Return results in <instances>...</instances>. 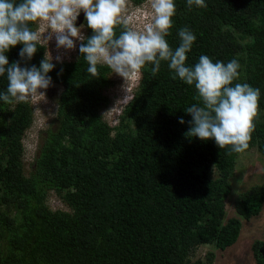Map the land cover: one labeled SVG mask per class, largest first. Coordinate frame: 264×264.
Segmentation results:
<instances>
[{
  "label": "trees",
  "instance_id": "trees-1",
  "mask_svg": "<svg viewBox=\"0 0 264 264\" xmlns=\"http://www.w3.org/2000/svg\"><path fill=\"white\" fill-rule=\"evenodd\" d=\"M174 4L166 37L170 47H178L182 27L196 36L186 65L201 55L213 62L240 60L244 68L233 83L260 90L246 150L256 147L264 159V0H205L206 7L191 11L186 0ZM84 27L85 37L91 36L85 20ZM123 28L116 27L117 35ZM79 43L73 60L54 63L48 73L62 89L54 127L41 138L31 175L23 174L20 160L31 108L27 101L0 100V264H203L189 259L195 246L213 243L223 249L238 235V221L221 225L220 220L239 153L187 134L191 116L184 111L199 103L196 90L173 80L164 61L154 77L151 64L140 70L121 115L135 119L133 129L123 130L124 124L111 135L99 114L110 68L98 65L92 77ZM21 47L6 53L10 64L20 60ZM37 47L25 66L39 67L43 46ZM7 83L0 77V92ZM48 190L57 195L66 190L61 199L69 209H48ZM263 200L264 182L246 193L236 210L248 218ZM252 250L255 263L264 264V242L256 240Z\"/></svg>",
  "mask_w": 264,
  "mask_h": 264
},
{
  "label": "clouds",
  "instance_id": "clouds-1",
  "mask_svg": "<svg viewBox=\"0 0 264 264\" xmlns=\"http://www.w3.org/2000/svg\"><path fill=\"white\" fill-rule=\"evenodd\" d=\"M188 10L193 6L206 7L205 0H186ZM127 0H0V77L6 76L7 87L0 92V100L10 103L26 102L52 85L48 75L55 64L45 54L39 67H22L21 61H30L37 52L41 35L30 25L46 22L48 35L55 39L57 50L76 48L88 64L87 72L98 75V65H107L113 73L128 77L151 64V75L160 71L161 62H167L173 80L179 79L196 90L193 103L185 109L191 116L187 134L202 141L213 140L220 149L231 146L230 151L241 153L249 147L258 114L260 90L248 83H233L239 77V63L232 59L213 62L201 55L193 66H187L188 53L196 39L193 32L182 27L178 31L179 45L171 48L166 37L173 26L176 7L174 0H148L151 23L143 30L127 27L124 15ZM83 12L86 26L92 35L85 37L75 22ZM118 25L124 28L117 35ZM22 45L20 60L9 63L6 53ZM57 63L62 57H55ZM59 75V73H58ZM131 98V97H130ZM178 122L184 124L183 117Z\"/></svg>",
  "mask_w": 264,
  "mask_h": 264
},
{
  "label": "rangeland",
  "instance_id": "rangeland-1",
  "mask_svg": "<svg viewBox=\"0 0 264 264\" xmlns=\"http://www.w3.org/2000/svg\"><path fill=\"white\" fill-rule=\"evenodd\" d=\"M124 15L129 20L127 27L134 30H143L151 23V9L148 0H144L138 5H134L131 0H127ZM75 24L77 27L84 25L83 12L77 17ZM32 25V29L41 35L38 43L43 46V56L50 54L53 57L52 63L57 62L55 60L57 55L62 57V61H70L75 58L79 41L73 50H57L54 38L48 43L43 39L48 35L46 22L37 21ZM81 32L85 36V27L81 29ZM20 63L21 66H25L27 61H21ZM238 63L240 72H242L244 63L240 60ZM107 76L111 83L101 91L107 101L100 108L99 114L102 120L110 126L111 135L117 131V128H122L124 124L127 127H123V130H132L135 119L132 117L121 119V115L125 104L129 101L133 90L138 84L140 73L133 72L124 78L113 73L110 69ZM61 89V85L52 83L47 89L39 90L43 92V95L36 94L27 100L31 108L32 118L30 124L22 131L20 138V160L22 172L25 176L32 173L33 161L45 131L54 127L56 99ZM229 182L230 192L222 200L223 215L220 224L223 225L228 221H238V235L231 245L223 249L215 247L213 243L198 244L189 255L191 261L199 259L203 264H256L252 244L256 240L264 242V200L260 211L248 218L241 216L236 207L239 200L246 193L260 187L264 182V159L261 151L256 147H252L239 153L236 156L233 175ZM61 194L57 195L54 191L48 190L44 198L46 207L50 210H68L69 208L61 199ZM9 217H14V214L11 212Z\"/></svg>",
  "mask_w": 264,
  "mask_h": 264
}]
</instances>
